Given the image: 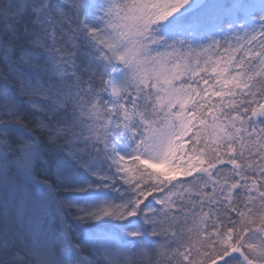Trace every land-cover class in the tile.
<instances>
[{
  "label": "snow or ice",
  "instance_id": "obj_1",
  "mask_svg": "<svg viewBox=\"0 0 264 264\" xmlns=\"http://www.w3.org/2000/svg\"><path fill=\"white\" fill-rule=\"evenodd\" d=\"M0 264H264V0H0Z\"/></svg>",
  "mask_w": 264,
  "mask_h": 264
}]
</instances>
